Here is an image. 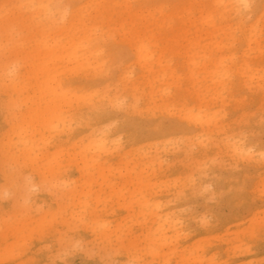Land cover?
Returning <instances> with one entry per match:
<instances>
[{"label":"rangeland","instance_id":"374dc122","mask_svg":"<svg viewBox=\"0 0 264 264\" xmlns=\"http://www.w3.org/2000/svg\"><path fill=\"white\" fill-rule=\"evenodd\" d=\"M187 1L0 0V264H264V92L233 68L207 88L209 41L191 27L196 43L180 44L198 56L196 100L170 40L168 16ZM244 13L263 21L247 60L264 69V0ZM133 40L151 55L144 70ZM179 112L210 122L137 140L121 129ZM239 140L254 160L232 151ZM156 204L175 225L149 217Z\"/></svg>","mask_w":264,"mask_h":264},{"label":"bare ground","instance_id":"6f19581e","mask_svg":"<svg viewBox=\"0 0 264 264\" xmlns=\"http://www.w3.org/2000/svg\"><path fill=\"white\" fill-rule=\"evenodd\" d=\"M226 1L229 2L228 5L226 4ZM196 3L197 0L195 1L188 0L187 2L184 3V5L182 6L183 8L179 12L176 13L173 12V14L168 16L169 20H172L173 22L178 20L179 24L170 27V33H171L170 40L173 44H176L178 46L176 53L181 54V56H183V58L186 59V62L188 64V72L186 73V78L189 81V88H190L189 90L193 92L194 97H196V100L198 101L200 98L198 91L200 87L198 86V82H196V79L193 76L199 70L198 61H196L197 60L196 58L198 56H196L195 54L194 55L185 54L187 53L186 52L187 46L185 45L183 46L180 44V41L187 42V44L190 43V45L192 46L196 43V40L192 39L191 35L188 34L191 27H195L199 29L201 33L205 34L204 36L206 40L209 41L208 43L202 46L203 57L206 59V63L203 65L204 68L203 73L205 77H209L213 81L209 86H207V88H210V86L213 85L223 86V79H222L223 76L227 74V72H229L231 68H233V70L236 72V74L240 77L241 81L243 82L242 84L245 85L247 81H250L251 83L253 82L255 84V87L259 88L264 92V69L262 68L260 69L254 63H251L249 59L247 60V58L250 55V51L253 50L256 44H259V42L263 40V39L260 40L262 34V24H263V21L261 20L260 17H258L257 20H255L251 24L248 25L245 24L246 14L244 13V8L248 6L249 0H207L206 4L198 7L196 6L200 4H196ZM229 5L231 6V8H229L230 7ZM227 8L230 10H227ZM183 9L185 10L183 11ZM192 9L198 10V12L201 14L202 21L200 23H198V19H193V17L191 16ZM159 11H161V8H159ZM229 13L231 15L234 14L235 23L232 24L229 23V20L227 19V14ZM187 23L189 24V26L187 25ZM234 30L240 31L241 40L246 45V48L242 51L240 55L241 62L239 64H236L235 62L236 53L233 51L232 48V44L236 40L233 36ZM220 32H222L221 35V37H223L222 40H218L217 38V34ZM145 37H147V35ZM131 46L133 49L134 47H136L138 63L140 64V67L144 70V68H146L147 66L144 64V62L149 61L151 59L150 53L149 52L145 53L144 52L145 48L139 47L137 41L135 40L131 41ZM61 59H63V57H61ZM167 66L168 65H166L164 69L166 71H169L171 75H174L175 70ZM146 71L149 70L146 69ZM261 71L263 72V75L259 74ZM45 86L46 87L44 86L41 87L43 89L45 88L47 89L48 84ZM41 87H40V91L43 92L44 90L41 89ZM53 90L56 92L55 88H53ZM51 103H53L52 99L46 101L45 106L48 107ZM191 113L192 112H184V113L179 112L177 118L168 123H161V122L156 123L152 126H149L147 129L144 128L141 130L137 129L134 123L126 121V123H123L121 125V129L128 134L131 140H137L143 138L147 133L152 135L153 133H158V132H163V133L169 132L171 134H178V133L189 134L195 132L196 129L195 127L197 126H199L201 130L196 134H201L202 131L204 130V127L208 125V123L210 122L209 119L210 117H208L207 115L209 113H207L205 116L197 115L196 112L195 114L197 116H195ZM96 116H97L96 118L100 119L102 117H106L107 115L106 112H103L101 114L100 113L97 114ZM210 116H213V114H210ZM230 148L234 153L246 154L249 156V158L254 160V156L252 155V153H250L251 152L250 148L246 147V144L242 140H239L234 145H231ZM187 150L191 151L189 149ZM259 154L261 157H264V152ZM240 157H242V155ZM260 159H261L260 161L264 162V158H260ZM260 161H257L256 163H260ZM239 174L241 175V173ZM214 182L217 185H221L223 183L220 178L214 179ZM163 216L165 217L164 221L168 223V225L172 223L170 214L168 212L162 213L159 204H156L152 214H149V217H152V219H155V217L162 218ZM172 224L175 225L174 223ZM173 225H171V227ZM159 229L160 226L154 230V235L158 233ZM178 232H179L178 229H174L173 233L175 239L178 237ZM160 234H162L161 235L162 240L166 241L167 240V238L165 237L166 231ZM151 239L153 240L154 243L156 242L155 238H151ZM163 244H165V242ZM169 250H170V246H169ZM88 257H86V259H88ZM164 264H166V262Z\"/></svg>","mask_w":264,"mask_h":264}]
</instances>
